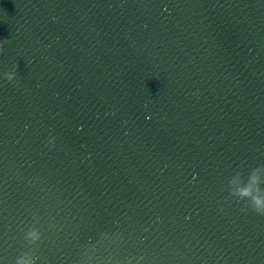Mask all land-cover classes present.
Returning a JSON list of instances; mask_svg holds the SVG:
<instances>
[{
    "label": "water",
    "instance_id": "95a60500",
    "mask_svg": "<svg viewBox=\"0 0 264 264\" xmlns=\"http://www.w3.org/2000/svg\"><path fill=\"white\" fill-rule=\"evenodd\" d=\"M256 199L264 0H0V264H264Z\"/></svg>",
    "mask_w": 264,
    "mask_h": 264
},
{
    "label": "clouds",
    "instance_id": "9594fccd",
    "mask_svg": "<svg viewBox=\"0 0 264 264\" xmlns=\"http://www.w3.org/2000/svg\"><path fill=\"white\" fill-rule=\"evenodd\" d=\"M246 194V193H243ZM255 207L251 209L252 212L264 216V200L256 199L255 200ZM28 237H30L33 240L39 239V234L37 231L32 230L27 234ZM17 264H33L31 260H24L20 259L17 261Z\"/></svg>",
    "mask_w": 264,
    "mask_h": 264
}]
</instances>
